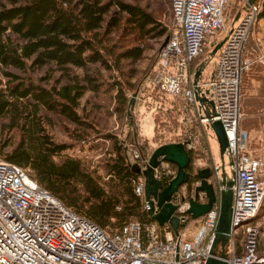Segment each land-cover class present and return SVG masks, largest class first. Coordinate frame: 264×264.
<instances>
[{
	"label": "built area",
	"instance_id": "built-area-1",
	"mask_svg": "<svg viewBox=\"0 0 264 264\" xmlns=\"http://www.w3.org/2000/svg\"><path fill=\"white\" fill-rule=\"evenodd\" d=\"M234 3L243 5V13L223 33L225 38L210 74L200 75L195 81L196 64L191 66L192 62L205 47L219 42L215 36L224 29L225 7ZM169 9L171 29L158 48L148 83L158 93L178 99L183 129L175 132L176 142L182 144L189 159L190 152L199 148V136L206 137L207 143L212 135L196 98V90L210 88V110L223 127L234 166L228 253L222 259L225 264H264V247L258 248L259 231L253 222L264 198V145L255 151L248 148V134L239 126L241 77L253 62L246 42L264 15V0H169ZM254 61L264 64V45L257 50ZM260 130L264 138V113ZM204 155L207 159L194 158L193 167L189 164L188 177L211 167L208 153ZM131 157H138L136 150H132ZM148 157L139 164L141 170ZM152 172L163 188L174 177L176 168L158 158ZM193 184L198 185L199 180ZM133 191L146 209L143 176L134 183ZM189 198L205 202L202 191ZM189 198L185 183L170 197L175 205L172 214L178 223L176 232L167 223L159 226L152 219L130 220L107 232L39 186L25 167L0 158V264H204L214 238L217 203L192 218ZM192 225L194 229L190 230ZM238 233H242V243L235 245Z\"/></svg>",
	"mask_w": 264,
	"mask_h": 264
},
{
	"label": "trees",
	"instance_id": "trees-1",
	"mask_svg": "<svg viewBox=\"0 0 264 264\" xmlns=\"http://www.w3.org/2000/svg\"><path fill=\"white\" fill-rule=\"evenodd\" d=\"M156 26L140 7L121 0H0V77L5 79L3 84L0 79V119H4L1 131L17 133L1 143L0 158L29 168L28 175L39 186L71 211L83 214L79 215L102 228L110 223L117 226L116 230L130 220H151L141 198L133 191L134 183L142 179L139 164L151 153L132 115L134 94L126 97L115 79L116 111L122 114L124 122L121 137L105 131L95 133L112 145L101 165L107 176L105 182L83 157L69 152L70 143L51 139L38 111L41 108L56 113L79 132L91 128L81 105L85 92L97 89V78L88 72L89 66L95 65L93 71L115 69L124 75L119 70L121 61L130 64L139 60L144 37L163 34L162 28ZM113 30H120L121 36H132L131 42L119 45L120 51L110 41ZM42 67L58 73L48 87L39 84L40 77H21L11 71ZM73 68L81 70V74L74 73ZM141 86L140 92L157 97L156 102L161 100V94L148 81ZM168 99L170 105L158 108L168 112L166 107L177 103L178 111V99ZM70 135L72 139L80 138L74 133ZM132 150L138 153L136 159L131 157ZM211 178L212 175L207 182L216 191ZM195 180H199L198 172L187 176L184 182L188 198L194 195ZM226 250L228 241L223 248L220 242L213 247L216 254H227Z\"/></svg>",
	"mask_w": 264,
	"mask_h": 264
},
{
	"label": "rangeland",
	"instance_id": "rangeland-1",
	"mask_svg": "<svg viewBox=\"0 0 264 264\" xmlns=\"http://www.w3.org/2000/svg\"><path fill=\"white\" fill-rule=\"evenodd\" d=\"M125 3L133 4L140 7L144 12L152 17L154 24H156V29H161L163 34L159 36H147L144 37V40L141 41V44L144 46V51L139 60L128 63L127 60L121 61L120 72L124 75L119 74L115 69L104 70L99 68V72L93 71L95 65L89 66L90 69L88 72L96 77L97 89L94 91H86L84 96L81 98V105H83L84 113L87 115V119L91 125V128H86L84 132H79V129L73 124H70L62 117L40 108L38 115L42 117L43 125L48 133V135L56 142H68L70 143V153L72 155H78L84 158V161L90 168H94L95 172L102 176V181L105 182L107 176L102 169V164L112 151V145L110 140H103L99 135H96L97 131H105L110 133L118 134L121 137L120 130L124 128L123 126V116L116 111L117 101H116V89L113 86L115 79L119 82V85L122 88V92L125 93V96H130L132 94L135 99L134 108L132 109V115L136 119L138 129L142 138H145L149 149L164 144V143H173L176 142L178 136H175L177 130L183 129L182 121H180V115L177 111V103L175 106L169 107V111L166 112L158 108L159 105H170L171 102L165 94H161L158 102L157 97H153L149 93L144 91H139L142 87L141 84L143 81L146 83L148 81L149 73L156 62V55L159 46L167 32L171 29V16L169 9V0H121ZM242 4L236 5L228 4L224 10V29L223 31L218 32L215 37L220 41L223 37L227 28H230L233 25L234 17L243 10ZM113 8V7H112ZM263 15L261 14V17ZM260 17V18H261ZM257 21L254 25L251 34L249 35L246 42V49L248 50L249 57L253 61L251 65L243 72L241 77V100H240V113L241 120L239 121L240 128L246 130L247 134L250 130L256 131L258 126L260 114L264 113V95L259 97V99H254L259 105L251 106L253 98L255 97L254 93L257 89V85H260L264 88V64H260L254 61L255 54L257 50L264 45V17ZM236 22V21H235ZM222 33V34H221ZM120 30H113L110 36V41L115 42L117 47L119 45L126 44L131 42V35H123ZM153 35V34H151ZM222 35V36H221ZM218 43V42H217ZM214 46L205 47L204 51L200 54L196 63H192L191 66L198 63H204V71L201 73L202 77H206L214 62L217 58L218 49L213 53L209 52L213 49ZM118 48V49H119ZM122 48L119 49V51ZM14 73L18 74L21 77H31L38 78L40 77L39 84L48 87L52 85L54 79L57 78L58 73L49 69L47 67H42L40 69H35L32 71L21 72L18 70L11 69ZM74 73L81 74V70L73 68ZM1 83L5 81L3 77H0ZM112 85V86H111ZM3 85H1L2 87ZM204 101L209 103V98L205 95ZM246 103L250 105L247 107ZM179 105V104H178ZM247 107V108H246ZM81 113L80 110H78ZM253 114L252 116H250ZM255 114V117H254ZM244 116V117H243ZM175 117V118H174ZM47 121V123L45 122ZM253 121V122H251ZM4 123V119H0V146L1 143L13 136H16L17 133L15 130L9 132H2L1 125ZM209 130L210 127H208ZM71 133L77 134L81 139L76 142V139H72ZM184 139V138H182ZM198 141V140H197ZM248 148L254 149L249 145V134L247 140ZM199 148L197 151L190 152L189 164L193 167L194 158L207 159L211 162H216L218 159V147L217 142L213 137L207 138L199 136ZM216 146V147H215ZM4 149H8L5 147ZM256 149V148H255ZM151 151V150H150ZM216 151V152H215ZM68 152V153H69ZM111 156V155H110ZM1 157V156H0ZM57 159V158H55ZM27 169L28 174L30 173L29 168ZM141 179V178H140ZM213 177L209 179L213 181ZM215 180V179H214ZM135 182V181H134ZM107 188V187H106ZM142 200V198H141ZM143 204V200H142ZM144 207V204H143ZM81 214V213H79ZM83 215V214H81ZM258 222L255 223L258 227V248L261 249L264 246V210L260 212L258 216ZM117 226L112 224H106L103 228L107 232L113 231ZM194 229V225L190 227V230ZM192 233V231H191ZM190 234V233H189ZM242 233H238L234 239L235 245H238V241L242 243ZM239 242V243H240ZM240 246V244H239ZM225 252L228 253V250Z\"/></svg>",
	"mask_w": 264,
	"mask_h": 264
},
{
	"label": "water",
	"instance_id": "water-1",
	"mask_svg": "<svg viewBox=\"0 0 264 264\" xmlns=\"http://www.w3.org/2000/svg\"><path fill=\"white\" fill-rule=\"evenodd\" d=\"M225 38V37H224ZM224 38L216 43L209 54H213L222 44ZM166 38L161 44H164ZM204 63H198L193 69L194 80L197 81L201 75V68ZM210 92V88L200 92L196 90V98L199 107L203 110V115L207 118V125L210 127L211 132L217 142L218 147V164L210 168H203L198 171L199 184L196 185L194 190V196L198 191H202L205 195V202L197 203L193 199L189 198L188 212L192 218L205 213L211 204L217 203V217L214 226V238L209 247V255L204 264H225L222 258L225 254L221 253L216 255L213 251V247L217 242H220L221 248H223L225 242L230 235V216L232 206V186L234 183V166L232 159L228 153L227 138L221 123L213 119L215 113L210 110V103L204 101V96ZM224 156H227L226 162ZM158 158L173 164L176 168L174 177L168 182V184L161 188L160 183L153 177L152 168L158 163ZM189 166V156L181 143H164L154 147L148 157L147 164L142 170L143 176V199L146 205V211L148 216L154 220L157 225L162 226L167 223L173 232L177 230V220L173 216L175 205L169 200L171 195L177 191V188L186 181L187 173L186 169ZM137 170V168H135ZM217 176L215 179L216 191H214L212 184L207 182L208 177L213 173Z\"/></svg>",
	"mask_w": 264,
	"mask_h": 264
},
{
	"label": "crops",
	"instance_id": "crops-1",
	"mask_svg": "<svg viewBox=\"0 0 264 264\" xmlns=\"http://www.w3.org/2000/svg\"><path fill=\"white\" fill-rule=\"evenodd\" d=\"M242 13H243V10L240 12V14H237L234 17V23H235V21H237L240 18V16L242 15ZM262 17H264V15ZM262 17L260 19H262ZM254 95H255V97L253 98V101L251 103V106H255L256 107L259 104L256 103V101L254 99H259V97H261V96L264 95V88H262L260 85H257V89H256ZM246 105H247V107H250V105L248 103H246ZM252 115L253 114H251L250 116H252ZM260 116H261V114H260ZM254 117H255V114H254ZM260 118H259V121H258V126L256 128V131L250 130L248 132V134H249V145L252 146L253 148L256 146L255 147L256 149H258V147L264 145V138H263L262 132L260 130ZM255 119H256V117H255ZM240 120H241V118H240ZM251 122H253V121H251ZM122 131H123V128H121L120 133ZM139 133H140V131H139ZM255 148L253 149L254 151H255ZM263 210H264V198H263L262 204H261V206H260V208L258 210L257 215L253 219V222L254 223H257L258 222V220H259L258 219V216H259L260 212H262ZM262 234H264V230H263V233ZM237 250H240V246H237Z\"/></svg>",
	"mask_w": 264,
	"mask_h": 264
},
{
	"label": "flooded vegetation",
	"instance_id": "flooded-vegetation-1",
	"mask_svg": "<svg viewBox=\"0 0 264 264\" xmlns=\"http://www.w3.org/2000/svg\"><path fill=\"white\" fill-rule=\"evenodd\" d=\"M204 65V64H203ZM203 65H202V68H201V73H203V71H204V67H203ZM212 68H213V66H212ZM212 68H211V70H210V72L212 71ZM210 72H209V74H210ZM226 158H227V156H224V161L226 162ZM219 162H218V159H217V161L216 162H213L212 163V165H211V167H213V169L215 168V166L218 164ZM217 176V174L214 172L213 174H212V177H216Z\"/></svg>",
	"mask_w": 264,
	"mask_h": 264
},
{
	"label": "bare ground",
	"instance_id": "bare-ground-1",
	"mask_svg": "<svg viewBox=\"0 0 264 264\" xmlns=\"http://www.w3.org/2000/svg\"><path fill=\"white\" fill-rule=\"evenodd\" d=\"M210 137H213V139H215L214 136H213V134H212V135L210 134ZM215 147H216V146H215ZM215 152H216V151H215Z\"/></svg>",
	"mask_w": 264,
	"mask_h": 264
}]
</instances>
